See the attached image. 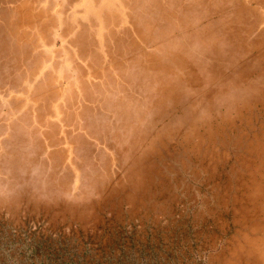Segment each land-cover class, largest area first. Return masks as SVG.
Wrapping results in <instances>:
<instances>
[{
  "label": "rangeland",
  "instance_id": "1",
  "mask_svg": "<svg viewBox=\"0 0 264 264\" xmlns=\"http://www.w3.org/2000/svg\"><path fill=\"white\" fill-rule=\"evenodd\" d=\"M163 1L0 0V264H264V0Z\"/></svg>",
  "mask_w": 264,
  "mask_h": 264
},
{
  "label": "bare ground",
  "instance_id": "2",
  "mask_svg": "<svg viewBox=\"0 0 264 264\" xmlns=\"http://www.w3.org/2000/svg\"><path fill=\"white\" fill-rule=\"evenodd\" d=\"M164 1H165V0H164ZM164 1H163V2H164ZM166 1H167V0H166ZM17 4H18V3H17ZM9 5H10V4H9ZM9 5H8V6H9ZM15 5H16V4H15ZM15 5H14V6H15ZM63 5H64V4H63ZM110 5H111V4H110ZM5 6H7V4H6ZM127 6H129V5H127ZM130 7H131V6H130ZM111 8H112V7H111ZM6 9H7V8H6ZM6 9H5V10H6ZM47 9H48V8H47ZM49 9H50V7H49ZM89 9H90V8H89ZM107 9H108V7H107ZM37 10H38V9H37ZM87 11H88V10H87ZM87 11H86V12H87ZM104 11H105V10H104ZM134 11H135V10H134ZM47 12H48V11H47ZM88 12H89V11H88ZM88 12H87V13H88ZM7 13H8V12H7ZM34 13H35V12H34ZM50 13H51V12H50ZM118 13H119V12H118ZM133 13H134V12H133ZM133 13H132V14H133ZM0 14H1V13H0ZM135 14H136V13H135ZM9 15H10V14H9ZM16 15H17V14H16ZM46 15H48V14H46ZM6 16H7V15H6ZM6 16H5V17H6ZM107 16H108V15H107ZM130 16H132V15H130ZM85 17H86V16H85ZM92 17H93V16H92ZM118 17H119V16H118ZM2 18H3V17H2ZM7 18H8V17H7ZM31 18H32V17H31ZM88 19H89V18H88ZM92 19H93V18H92ZM7 20H8V19H7ZM76 20H77V19H76ZM90 20H91V19H90ZM93 20H94V19H93ZM121 20H122V19H121ZM87 21H88V20H87ZM7 22H8V21H7ZM39 22H40V21H39ZM39 22H38V23H39ZM68 22H69V21H68ZM3 23H4V20H3ZM66 23H67V22H66ZM88 23H89V22H88ZM91 23H92V22H91ZM85 24H86V23H85ZM92 24H93V23H92ZM87 25H88V24H87ZM72 26H73V25H72ZM4 27H5V26H4ZM13 27H15V26H13ZM83 27H84V26H83ZM90 28H91V27H90ZM6 29H7V28H6ZM11 29H12V27H11ZM15 29H16V28H15ZM79 29H80V28H79ZM85 29H86V28H85ZM49 30H50V29H49ZM11 31H12V30H11ZM11 31H10V32H11ZM87 31H88V30H87ZM8 32H9V31H8ZM86 33H88V32H86ZM141 33H142V32H141ZM143 33H144V32H143ZM92 35H93V34H92ZM142 35H143V34H142ZM89 36H90V35H89ZM89 36H88V37H89ZM72 39H73V38H72ZM74 39H75V38H74ZM87 40H88V39H87ZM90 40H91V39H90ZM9 41H10V40H9ZM145 41H146V40H145ZM146 42H147V41H146ZM14 43H15V42H14ZM143 44H144V43H143ZM148 44H149V42H148ZM11 45H13V44H11ZM102 45H103V44H102ZM146 45H147V44H146ZM24 46H25V45H24ZM150 47L153 48V45L150 46ZM8 48H9V47H8ZM23 48H24V47H23ZM23 48H22V49H23ZM155 48H156V47H155ZM95 50H96V49H95ZM148 50H149V49H148ZM21 51H22V50H21ZM30 51H31V50H30ZM96 51H97V50H96ZM18 52H19V51H17V53H18ZM10 53H12V52H10ZM100 53H101V52H100ZM159 53H160V52H159ZM160 54H161V53H160ZM160 54H159V55H160ZM21 56H22V55H21ZM44 56H45V55H44ZM11 57H12V56H11ZM26 57H27V56H26ZM20 58H21V57H20ZM20 58H19V59H20ZM16 59L18 60V58H16ZM21 59H22V58H21ZM25 60H26V59H25ZM108 60H109V59H108ZM32 61H34V60H32ZM34 62H35V61H34ZM22 63H23V62H22ZM24 65H25V63H24ZM38 65H39V64H37V67H38ZM22 66H23V65H22ZM48 66H49V65H48ZM23 67H24V66H23ZM35 67H36V66H35ZM39 67H40V66H39ZM72 67H73V66H72ZM100 67H101V66H100ZM100 67H98V68H100ZM24 68H25V67H24ZM35 69H36V68H35ZM76 70H77V69H76ZM19 71H21V70H19ZM22 71H24V70H22ZM29 71H30V70H29ZM31 71H32V70H31ZM45 71H46V70H45ZM35 72H36V71H35ZM14 73H15V72H14ZM17 73H18V72H16V74H17ZM19 73H20V72H19ZM45 73H46V72H45ZM47 73H49V72H47ZM16 74H15V75H16ZM53 74H54V73H53ZM30 75H31V74H30ZM25 76H26V74H25ZM45 76H46V75H45ZM20 77H21V76H20ZM23 77H24V76H23ZM50 79H51V78H50ZM84 79H85V78H84ZM21 80H22V78H21ZM47 81H48V80H47ZM44 82H45V81H44ZM78 82H79V81H78ZM80 82H81V81H80ZM20 83H21V82H20ZM73 83L75 84V82H73ZM260 85H261V84H260ZM260 85H259V86H260ZM39 86H40V85H39ZM42 86H44V85H42ZM77 86H78V85H77ZM257 86H258V85H257ZM40 88H41V87H40ZM44 88H45V87H44ZM71 88H73V87H71ZM75 88H76V87H75ZM16 89H17V88H16ZM41 89H42V88H41ZM263 89H264V88H263ZM45 90H46V89H45ZM257 90H259V89H257ZM40 91H42V90H40ZM73 91H74V89H73ZM50 92H51V91H50ZM52 92H53V91H52ZM263 92H264V91H263ZM258 93H259V92H258ZM44 94H45V93H44ZM38 96H39V95H38ZM258 96H259V95H258ZM35 98H36V97H35ZM44 98H45V95H44ZM58 99H59V98H58ZM63 100H65V98H64ZM41 101H42V100H41ZM258 101H259V100H258ZM36 102H37V101H36ZM36 102H35V103H36ZM22 103H23V102H22ZM39 103H40V102H39ZM55 103H56V102H55ZM63 103H64V102H63ZM243 103H244V102H243ZM18 105H19V104H18ZM18 105H17V107H18ZM37 105H39V104L37 103ZM243 106H244V105H243ZM263 106H264V105H263ZM63 107H64V106H63ZM15 108H16V106H15ZM35 109H36V108H35ZM30 110H31V109H30ZM32 110H33V109H32ZM59 110H60V109H59ZM235 110H236V109H235ZM257 110H258V109H257ZM34 111H35V110H34ZM34 111H33V112H34ZM52 111H53V110H52ZM52 111H51V112H52ZM211 111H212V110H211ZM235 112H236V111H235ZM241 112H242V111H241ZM31 113H32V112H31ZM57 114H58V113H57ZM236 114H237V113H236ZM13 115H14V114H13ZM13 115H12V116H13ZM62 115H63V114H62ZM211 115H212V114H211ZM214 115H215V114H214ZM8 116H9V115H8ZM53 116H54V115H53ZM221 116H222V115H221ZM237 116H238V115H237ZM9 117H10V116H9ZM31 117H32V116H31ZM35 118H36V116H35ZM53 118H54V117H53ZM220 118H221V117H220ZM7 119H8V117H7ZM7 119H6V120H7ZM11 120H12V119H11ZM36 120H38V118H36ZM36 120H34V121L36 122ZM59 120H60V119H59ZM220 120H221V119H220ZM228 120H229V119H228ZM228 120H226V121H228ZM8 121H10V120H8ZM1 122H2V121H1ZM4 122H5V121H4ZM50 122H51V121H50ZM50 122H49V123H50ZM54 122H55V121H54ZM228 122H229V121H228ZM246 122H247V121H246ZM2 123H3V122H2ZM58 123H60V122H58ZM230 123H231V120H230ZM5 124H6V123H5ZM7 124H9V122H7ZM35 124H36V123H35ZM44 124H46V123H44ZM38 125H39V124H38ZM41 125H42V124H41ZM232 125H233V124H232ZM31 126H32V125H31ZM42 126H43V125H42ZM42 126H41V127H42ZM206 126H208V125H206ZM44 127H45V126H44ZM216 128H217V124H216ZM216 128H215V129H216ZM260 128H261V127H260ZM209 129H210V128H209ZM62 131H63V130H62ZM244 131H245V130H244ZM195 132H196V131H195ZM215 132H216V131H215ZM39 133H40V132H39ZM7 134H8V133H7ZM63 134H64V133H63ZM253 134H254V133H253ZM256 134H257V133H256ZM212 135H213V133H212ZM239 135H240V134H239ZM170 136H171V135H170ZM178 136H179V135H178ZM193 137H194V135H193ZM209 137H210V136H209ZM246 138H247V137H246ZM256 138H257V137H256ZM261 138H262V137H261ZM186 139H187V138H186ZM197 141H198V139H197ZM220 144H221V142H220ZM248 144H249V143H248ZM66 145H67V144H66ZM163 145H164V144H163ZM258 145H260V144H258ZM184 148H185V147H184ZM215 148H216V147H215ZM71 149H72V147H71ZM163 149H164V148H163ZM194 149H195V148H194ZM248 149H249V148H248ZM253 149H254V148H253ZM155 150H156V149H155ZM216 150H217V148H216ZM218 150H219V148H218ZM205 151H206V150H205ZM224 151H225V150H224ZM246 151H248V150H246ZM206 152H207V151H206ZM261 152H262V151H261ZM158 153H159V152H158ZM256 153H257V152H256ZM168 154H169V153H168ZM222 157H223V156H222ZM149 158H150V157H149ZM248 158H249V157H248ZM252 158H253V157H252ZM257 158H259V157H257ZM241 160H242V159H241ZM261 161H262V160H261ZM211 164H212V163H211ZM233 165H234V164H233ZM242 165H243V163H242ZM71 166H72V165H71ZM247 166H248V165H247ZM245 167H246V166H245ZM252 167H253V166H252ZM255 167H256V166H255ZM74 170H75V169H74ZM251 170H252V169H251ZM137 172H138V170H137ZM247 173H248V172H247ZM252 174H253V173H252ZM75 175H76V174H75ZM162 175H163V174H162ZM130 176H132V175H130ZM135 177H138V176L135 175ZM145 177H146V176H145ZM243 179H244V178H243ZM124 181H125V180H124ZM242 181H243V180H242ZM78 183H79V182H78ZM125 183H127V182H125ZM245 184H246V183H245ZM247 185H248V182H247ZM251 185H252V184H251ZM122 186H123V185H122ZM122 186H121V187H122ZM169 187H170V186H169ZM124 188H125V187H124ZM170 188H171V187H170ZM243 188H244V187H243ZM152 189H153V188H152ZM168 189H169V188H168ZM168 189H167V190H168ZM262 189H263V188H262ZM114 190H115V189H114ZM123 190H124V189H123ZM138 190H139V189H138ZM241 190H242V189H241ZM254 190H255V189H254ZM117 191H118V190H117ZM257 191H258V190H257ZM128 192H129V191H128ZM150 192H151V191H150ZM150 192H149V193H150ZM247 192H248V191H247ZM106 194H107V193H106ZM117 194H118V193H117ZM117 194H116V195H117ZM262 194H263V193H262ZM124 195H125V194H124ZM133 195H134V194H133ZM236 195H237V194H236ZM248 195H249V194H248ZM251 195H252V194H251ZM257 195H258V194H257ZM25 196H26V195H25ZM125 196H126V195H125ZM104 197H105V196H104ZM131 197H132V196H131ZM150 197H151V196H150ZM127 198H128V197H127ZM132 198H134V197H132ZM261 198H262V197H261ZM128 199L131 200L130 198H128ZM259 199H260V198H259ZM236 200H237V199H236ZM60 201H61V200H60ZM62 201H63V200H62ZM260 201H261V200H260ZM15 202H16V201H15ZM32 202H33V201H32ZM63 202H64V201H63ZM255 202H256V201H255ZM255 202H254V203H255ZM261 202H262V201H261ZM13 203H14V202H13ZM42 203H43V202H42ZM67 203H68V202H67ZM69 203H70V202H69ZM28 204H29V203H28ZM36 204H38V203L36 202ZM44 204H45V203H44ZM57 204H58V203H57ZM8 205H9V204H8ZM50 205H51V204H50ZM63 205H64V204H63ZM37 206H38V205H37ZM15 207H16V206H15ZM259 207H260V206H259ZM138 208H139V207H138ZM242 208H243V207H242ZM244 208H245V207H244ZM75 209H77V208H75ZM158 211H159V210H158ZM235 211H236V210H235ZM237 211H238V210H237ZM71 212H72V211H71ZM225 214H226V213H225ZM252 214H253V213H252ZM259 214H260V213H259ZM244 215H245V214H244ZM227 216H228V215H227ZM227 216H226V217H227ZM254 219H255V218H254ZM209 221H211V220H209ZM223 223H224V222H223ZM261 224H262V223H261ZM219 226H220V225H219ZM232 227H233V226H232ZM244 227H245V226H244ZM254 227H255V226H254ZM259 227H260V226H259ZM255 228H256V227H255ZM225 229H226V228H225ZM229 229H230V228H229ZM214 230H215V229H214ZM210 231H211V230H210ZM185 232H186V231H185ZM260 232H261V231H260ZM218 233H219V232H218ZM229 233H230V232H229ZM226 234H227V233H226ZM215 235H216V234H215ZM220 240H221V239H220ZM227 240H228V239H227ZM221 242H223V241L221 240ZM230 242H231V241H230ZM249 246H250V245H249ZM256 246H257V245H256ZM244 247H245V246H244ZM257 247H258V246H257ZM230 248H231V247H230ZM217 249H218V248H217ZM252 250H253V249H252ZM236 251H237V250H236ZM223 252H224V250H223ZM223 252H222V253H223ZM240 252H241V251H240ZM234 255H235V254H234ZM259 255H260V254H259ZM231 256H232V254H231ZM240 256H241V255H240ZM243 256H244V255H243ZM249 256H250V255H249ZM263 256H264V255H263ZM228 257H229V256H228ZM257 257H258V256H257ZM221 258H222V256H221ZM241 259H242V257H241ZM236 260H237V259H236ZM220 261H221V260H220ZM233 261H234V260H233ZM235 263H236V262H235ZM242 263H243V262H242ZM231 264H233V263H231ZM238 264H239V263H238ZM244 264H245V263H244Z\"/></svg>",
  "mask_w": 264,
  "mask_h": 264
}]
</instances>
